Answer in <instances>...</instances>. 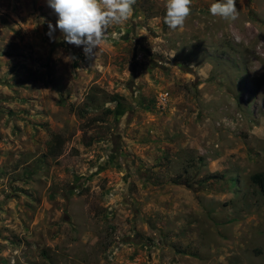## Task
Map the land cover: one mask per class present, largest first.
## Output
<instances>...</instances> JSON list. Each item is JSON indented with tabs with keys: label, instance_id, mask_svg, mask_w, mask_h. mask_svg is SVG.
Segmentation results:
<instances>
[{
	"label": "rangeland",
	"instance_id": "rangeland-1",
	"mask_svg": "<svg viewBox=\"0 0 264 264\" xmlns=\"http://www.w3.org/2000/svg\"><path fill=\"white\" fill-rule=\"evenodd\" d=\"M215 2L137 0L95 62L0 0V264H264V0Z\"/></svg>",
	"mask_w": 264,
	"mask_h": 264
},
{
	"label": "clouds",
	"instance_id": "clouds-1",
	"mask_svg": "<svg viewBox=\"0 0 264 264\" xmlns=\"http://www.w3.org/2000/svg\"><path fill=\"white\" fill-rule=\"evenodd\" d=\"M137 0H47L58 19L49 23L50 38L59 29L64 41L83 46L87 56L95 62L101 47L107 41L110 27L126 22L135 11ZM192 0H166L164 23L171 30H183L191 15ZM209 12L214 17L234 22L239 19L236 0H217ZM98 49V51H96Z\"/></svg>",
	"mask_w": 264,
	"mask_h": 264
},
{
	"label": "trees",
	"instance_id": "trees-1",
	"mask_svg": "<svg viewBox=\"0 0 264 264\" xmlns=\"http://www.w3.org/2000/svg\"><path fill=\"white\" fill-rule=\"evenodd\" d=\"M59 153L57 155H59ZM252 181L260 187L262 193L264 194V174H255L252 176Z\"/></svg>",
	"mask_w": 264,
	"mask_h": 264
}]
</instances>
